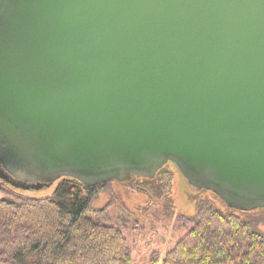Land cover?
Returning <instances> with one entry per match:
<instances>
[{
    "label": "water",
    "instance_id": "95a60500",
    "mask_svg": "<svg viewBox=\"0 0 264 264\" xmlns=\"http://www.w3.org/2000/svg\"><path fill=\"white\" fill-rule=\"evenodd\" d=\"M187 182L264 208V0H0V178Z\"/></svg>",
    "mask_w": 264,
    "mask_h": 264
},
{
    "label": "trees",
    "instance_id": "16d2710c",
    "mask_svg": "<svg viewBox=\"0 0 264 264\" xmlns=\"http://www.w3.org/2000/svg\"><path fill=\"white\" fill-rule=\"evenodd\" d=\"M165 165L153 178L126 181L149 199L162 200L171 179ZM4 173L9 181L0 178V189L23 184L6 169ZM106 183L87 187L62 177L49 197L7 193L0 198V264H133L121 230L109 224L103 210L98 217L91 214V201ZM196 210L186 234L162 256L153 253L150 264H264V235L249 222L207 202Z\"/></svg>",
    "mask_w": 264,
    "mask_h": 264
},
{
    "label": "rangeland",
    "instance_id": "374dc122",
    "mask_svg": "<svg viewBox=\"0 0 264 264\" xmlns=\"http://www.w3.org/2000/svg\"><path fill=\"white\" fill-rule=\"evenodd\" d=\"M171 173L170 187L162 200L149 199L146 194L132 188L128 181H108L99 188L90 208L93 217L98 211L109 218V224L118 227L127 238L132 251L133 264H150L153 253L162 256L186 234L193 224L197 204L207 202L223 213H235L264 235V209L241 210L225 204L213 191L191 186L178 168L167 163ZM60 179L39 189H24L3 184L0 198L14 193L29 198L52 195ZM134 181H139L136 178Z\"/></svg>",
    "mask_w": 264,
    "mask_h": 264
}]
</instances>
